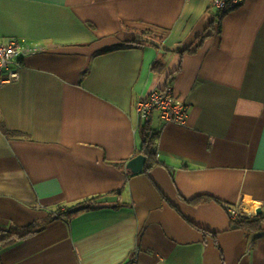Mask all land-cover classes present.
<instances>
[{"label":"crops","instance_id":"crops-1","mask_svg":"<svg viewBox=\"0 0 264 264\" xmlns=\"http://www.w3.org/2000/svg\"><path fill=\"white\" fill-rule=\"evenodd\" d=\"M220 12L0 0V38L42 47L0 86V232L34 230L0 264H264V229L232 223L264 214V0ZM165 88L185 122L154 110L155 162L132 173L135 103Z\"/></svg>","mask_w":264,"mask_h":264},{"label":"built area","instance_id":"built-area-1","mask_svg":"<svg viewBox=\"0 0 264 264\" xmlns=\"http://www.w3.org/2000/svg\"><path fill=\"white\" fill-rule=\"evenodd\" d=\"M243 0H211L212 6L223 10L227 5L235 6ZM42 49L24 39L0 38V86L18 78L19 59ZM136 114L141 121H147L154 110L167 121L184 123L187 116V106L179 99L171 88L154 89L147 96L139 98L135 103ZM230 214L236 216L234 209ZM135 260V259H134Z\"/></svg>","mask_w":264,"mask_h":264},{"label":"trees","instance_id":"trees-1","mask_svg":"<svg viewBox=\"0 0 264 264\" xmlns=\"http://www.w3.org/2000/svg\"><path fill=\"white\" fill-rule=\"evenodd\" d=\"M235 6L227 5L223 10H221L219 19L227 11H229L231 8ZM219 19H218V23L220 21ZM156 65L157 67H159L160 66L159 62H157ZM156 65H155V68H156ZM147 121L143 125L140 126V135H141L142 141H141L139 152L144 154L146 157L144 168H147L149 165L153 164L155 162V157H156L155 147H156L157 133L151 128V126L149 125V122ZM116 193H119V192L116 191ZM96 198L97 196L80 200L74 206L70 207L68 210L70 212H73L74 210H77L83 206H86V207L95 206ZM232 223L237 228H245L247 230H252V231H257V232L262 231L264 229V214H259L254 219L250 217H237L234 220H232ZM33 231L34 230L32 228L25 229V230H19V231L17 230L1 231L0 232L1 233L0 243L1 245L9 244L13 242L14 240H17L19 238L29 235Z\"/></svg>","mask_w":264,"mask_h":264},{"label":"water","instance_id":"water-1","mask_svg":"<svg viewBox=\"0 0 264 264\" xmlns=\"http://www.w3.org/2000/svg\"><path fill=\"white\" fill-rule=\"evenodd\" d=\"M146 157L142 153H138L129 159L126 163V169L132 173H136L142 170ZM261 209H257L256 213L259 214Z\"/></svg>","mask_w":264,"mask_h":264}]
</instances>
